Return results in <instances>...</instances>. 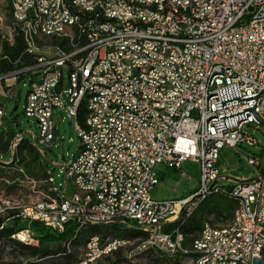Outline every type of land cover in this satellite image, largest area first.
Listing matches in <instances>:
<instances>
[{
    "label": "built area",
    "instance_id": "1",
    "mask_svg": "<svg viewBox=\"0 0 264 264\" xmlns=\"http://www.w3.org/2000/svg\"><path fill=\"white\" fill-rule=\"evenodd\" d=\"M5 1L11 17L21 15L20 0ZM197 1L173 0L177 13H168L165 0H157L160 15H152L150 9L125 0L127 16L100 18L97 12L87 13L86 25L65 26L56 0H41V28L56 26L55 35L63 43L76 40L73 31H80L87 45L66 53H43L26 42L25 29H20L35 61L0 78L30 75L23 112L36 124L34 139L42 158L46 149L40 146H49L56 138V120L70 118L79 144L57 174L60 181L53 175L54 165L46 164L45 190L18 168V185L29 184L26 194L0 197V215L14 211L25 223L12 238L36 244L32 222L57 232L70 224L79 230L84 222L123 224L145 230L142 253L153 250L168 258L191 253L182 247L177 228L165 232L164 227L191 214L202 191L226 189L217 167L219 150L257 146L248 127L264 128V0H211L205 9L195 11ZM32 2L29 22L37 19ZM116 22H124L125 30L116 31ZM6 30V40L12 43L10 28ZM81 51H88L86 65L78 63ZM206 91H217V98L205 100ZM82 104L93 105V112L86 113L89 133L75 127ZM208 112H217L218 132L206 127ZM21 139L16 135L13 145ZM88 139H95V146H88ZM118 159L126 160L123 170H116ZM185 160L200 166L195 191L181 199L153 198L151 191L159 180L156 167L179 169ZM247 164L254 167V177L227 184L238 197V206L244 207L240 237L201 229L195 237L200 254L192 253L190 264H231V257L245 261L259 257L264 243V163L248 157ZM70 172H77L81 186L91 185L93 195L72 191ZM118 185H126L124 198H113ZM114 244H92L77 264Z\"/></svg>",
    "mask_w": 264,
    "mask_h": 264
},
{
    "label": "trees",
    "instance_id": "2",
    "mask_svg": "<svg viewBox=\"0 0 264 264\" xmlns=\"http://www.w3.org/2000/svg\"><path fill=\"white\" fill-rule=\"evenodd\" d=\"M66 2L69 3L70 0H66ZM9 9L10 8H8V10ZM8 15L10 17V11ZM11 22L12 43L3 38L0 33V76L25 69L31 66L35 61L34 56L27 53V46L20 33V28L13 23L12 19ZM22 76L23 74L19 75L18 79L21 80ZM77 118L79 124L83 126L84 114L82 109L79 110ZM6 135L8 137L6 148H10L11 142L16 135L10 131L4 132L0 134V141L3 138L5 139ZM13 165H17V168L21 167L27 176L39 182L40 189L45 190L47 188L48 185L43 184V181L47 178L46 164L39 150L23 137L19 140V143H16L12 161L9 163L0 162V179L6 178V174H8V171ZM17 168L16 171L14 170V179L12 178L13 180H11V184H14L13 186H15L17 182L16 178L21 177ZM1 174H3V176H1ZM225 187L226 189H224V191L211 192L205 198L196 202L197 204H195V208L190 215L187 217L180 216V218L173 223L167 224L164 227V231L169 232L174 227L177 228L183 237L182 247L188 249L204 226L228 222L232 218L237 207V199L229 195V186L225 185ZM24 227L25 223L16 215V212L9 211L5 215H0V245L6 242L12 248L17 249L20 254L24 256V260H26L25 264H42L39 262L56 257L60 259V262L55 264H77L80 258H76L78 249H80L85 241L92 235H98L102 241L112 238L125 239L130 242L133 241L132 246L128 247L130 250L145 236L142 231L131 227H124L123 224H89L79 230H76V227L70 224L66 226L63 232H57L38 222H32L30 228L34 233V238L37 243L28 244L12 238V235ZM125 248L127 247L120 248V250L118 249L113 252L112 255L104 259H116V262H119L122 260L119 256ZM137 255H144L147 262L150 264L166 263L165 259H163L164 256L153 250L136 254L134 257ZM185 256L192 258L193 254L189 253L185 255L177 253L173 258L174 262L178 263L179 259Z\"/></svg>",
    "mask_w": 264,
    "mask_h": 264
},
{
    "label": "rangeland",
    "instance_id": "3",
    "mask_svg": "<svg viewBox=\"0 0 264 264\" xmlns=\"http://www.w3.org/2000/svg\"><path fill=\"white\" fill-rule=\"evenodd\" d=\"M9 11L5 0H0V14H2V21H4V27L0 28V33L3 38L7 39V30L10 28V34L12 37V22L11 15L9 17ZM21 80L18 79V75L10 74L0 78V89L7 91V93L0 94V109L4 113L3 119L7 122L0 127V134L4 132L15 133V135L21 134V136L28 140L31 144L36 143L34 137L37 134L36 124L33 119L27 118L24 115L23 107L25 104L26 94L29 88L30 75L28 73H21ZM7 85V86H5ZM58 130L56 132V138L49 146H40L42 149H46L43 161L45 164L51 166L54 165L53 175L56 181H60L57 177L59 171L65 165L69 163L73 154L76 152L79 139L77 137L76 130L73 126L68 125L67 118L61 122L56 120ZM248 131L252 136L259 141L257 146L242 144L233 148H223L219 150V159L217 167L220 172V182L222 184H232L235 181L247 180L254 177V167L247 164V158H257L264 163V128H255V126L248 127ZM8 143V137L1 142L0 147L5 150L0 154V162L9 161L12 158V151L14 153L15 148L6 149ZM38 149V148H37ZM158 174V183L151 191V196L157 200L161 199H181L188 197L198 187L200 178V166L197 162L192 160H185L182 162L179 169L173 167H165L158 165L156 167ZM6 174V173H4ZM15 173L6 174V180L11 184ZM3 176V174H1ZM5 176V175H4ZM13 178V179H12ZM8 184L0 179V197H17L26 194L29 184L22 183L18 186H12L7 188ZM14 188V189H13ZM224 224V223H222ZM222 224H214L215 226ZM132 245H127L119 257L122 258L119 262L116 259H101L94 264H150L144 255H137L133 258H128L131 255V250L128 248ZM130 250V251H129ZM82 247L78 249L76 258L82 255ZM128 253V254H127ZM127 255V256H126ZM174 258V257H173ZM173 258L163 257L165 259L164 264H190V257L185 256L179 259L178 263L174 262ZM171 261V262H168ZM24 256L20 252L12 248L8 243L3 242L0 245V263L1 264H25ZM60 262V259L51 258L47 261H40L42 264H55Z\"/></svg>",
    "mask_w": 264,
    "mask_h": 264
},
{
    "label": "bare ground",
    "instance_id": "4",
    "mask_svg": "<svg viewBox=\"0 0 264 264\" xmlns=\"http://www.w3.org/2000/svg\"><path fill=\"white\" fill-rule=\"evenodd\" d=\"M9 3H17V0H8ZM73 2L67 3L66 0H56V11L59 14L65 15V26H72L75 22L77 25H86L87 13L97 12L100 18H118L128 15V8L125 6V0H74ZM211 0H198L195 3V11H202L205 9ZM133 4L137 5V8L150 9V14L160 15V7L157 5V0H133ZM182 4H191V0H182ZM165 7L168 13H177V6L173 0H165ZM20 11L21 15L18 17H11L13 23L20 29H25V39L27 43H32L34 50H43V53H51L52 51H58L59 53H66V50H75L82 48L87 45V37L80 35V31H73V38L76 40H70L63 43L61 36H56V26L42 27V21H44V10L41 5V0H33L32 2V15H35L37 19L34 22H29V0H20ZM11 13V9H10ZM41 28V31H40ZM125 23L116 22V31H124ZM55 41V42H53ZM88 60V51H81L78 55L79 65H86ZM217 98V91H206L205 100H213ZM83 111L84 124L81 126L79 121L75 120V127H79L80 133H89V120H86V113L93 112L92 104H82L78 108ZM206 127H210L211 132H218L220 130V120H217V112H208L206 119ZM14 140L11 142V147L15 148L16 144L13 145ZM33 146L38 148L37 143H32ZM88 146H95V139H88ZM126 167L125 159H118L116 162V170H123ZM69 184L72 191H78V195L87 196L93 195V187L91 185H82L77 178V172L69 173ZM224 189L220 188H208L199 194L198 199L195 200L194 204L191 205V213L195 208L196 202L205 198L211 192H222ZM230 196L237 199V207L233 213L232 218L222 225H206L202 230L212 229L217 234H225L230 231V238H239L241 233V223H245L244 207L238 206V197L230 193ZM126 194V185H118L113 191V198H124ZM190 215V214H188ZM89 224H97V222H84L80 223V228L85 227ZM145 234V230L138 229ZM181 235V233H180ZM21 237V236H20ZM122 241V242H121ZM119 242V243H116ZM133 242V241H132ZM123 239H104L103 241L98 235L90 236L85 243L82 245V252L85 253L87 248L92 244H114L110 246L101 254H95L92 258L82 261L80 264H94L97 261L104 259L112 255L113 252L127 245L133 243ZM145 246V236L140 239L137 245L131 250V255L142 253L141 247ZM190 252L193 254H200V246L193 240ZM82 253V255H83ZM231 264H252V259L243 257H231Z\"/></svg>",
    "mask_w": 264,
    "mask_h": 264
},
{
    "label": "crops",
    "instance_id": "5",
    "mask_svg": "<svg viewBox=\"0 0 264 264\" xmlns=\"http://www.w3.org/2000/svg\"><path fill=\"white\" fill-rule=\"evenodd\" d=\"M5 86H7V85H5ZM2 92L5 94V93L8 92V90L4 92V91H2V90L0 89V94H1V95H3ZM3 117H4V115H3V116H0V127L7 123V122L3 119ZM3 140H4V138L0 141V144H1V142H2ZM6 149H9V147L6 148ZM10 149H11V147H10ZM4 150H5V148L3 149L2 147H0V154H2ZM11 150H12V149H11ZM12 158H13V151H12ZM12 158H11L9 161H5V162H6V163L11 162V161H12ZM0 168H1V166H0ZM16 168H17V165H13V166L11 167V169L8 171V174L14 173V170L16 171ZM17 169H18V168H17ZM18 179H19V177L16 178V180H18ZM1 180L4 181L5 184H8V187H7L8 189L11 188V187L14 185V184H9V183H7L8 180H6V179H1ZM225 185H226V184H225ZM16 186H18V182H16L15 187H16ZM13 189H14V188H13Z\"/></svg>",
    "mask_w": 264,
    "mask_h": 264
},
{
    "label": "water",
    "instance_id": "6",
    "mask_svg": "<svg viewBox=\"0 0 264 264\" xmlns=\"http://www.w3.org/2000/svg\"><path fill=\"white\" fill-rule=\"evenodd\" d=\"M68 125H70V118L68 120ZM252 264H264V243L262 246H260L259 257H252Z\"/></svg>",
    "mask_w": 264,
    "mask_h": 264
}]
</instances>
